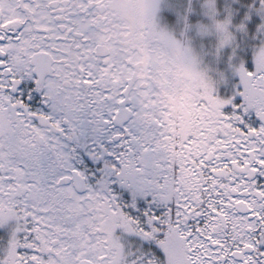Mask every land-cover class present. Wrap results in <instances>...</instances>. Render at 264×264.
<instances>
[{
  "label": "snow or ice",
  "instance_id": "1",
  "mask_svg": "<svg viewBox=\"0 0 264 264\" xmlns=\"http://www.w3.org/2000/svg\"><path fill=\"white\" fill-rule=\"evenodd\" d=\"M235 73L178 130L103 0H0V264H264V70Z\"/></svg>",
  "mask_w": 264,
  "mask_h": 264
},
{
  "label": "clouds",
  "instance_id": "2",
  "mask_svg": "<svg viewBox=\"0 0 264 264\" xmlns=\"http://www.w3.org/2000/svg\"><path fill=\"white\" fill-rule=\"evenodd\" d=\"M195 2L208 18L206 23L190 21L189 16L195 11L194 0H186L182 8L178 6L179 0H103L106 13L122 26L137 75L150 80L157 104L168 109L178 130L185 131L194 128L201 100L216 94L225 82V71L218 67L223 50L237 45L232 10L226 8L221 18L217 0ZM163 8L175 12L174 24L161 15ZM255 10L261 15V23L251 36L253 40L259 39L251 45L252 57L257 70H264V6ZM249 15L246 13L245 17ZM239 30L248 35L246 25ZM197 36L201 38L199 44ZM205 37H214L207 47ZM241 59L233 53L229 55L232 72L240 67Z\"/></svg>",
  "mask_w": 264,
  "mask_h": 264
},
{
  "label": "rangeland",
  "instance_id": "3",
  "mask_svg": "<svg viewBox=\"0 0 264 264\" xmlns=\"http://www.w3.org/2000/svg\"><path fill=\"white\" fill-rule=\"evenodd\" d=\"M245 1H249V3H251V4L248 5V9H249V10H248L247 13H250V15H249L248 19H246V23L251 22V21H254V20H253L252 10H253V7H254V3H255V1H254V3H252L253 0H251V2H250V0H217V8H218V10H219L220 17L222 18V17L226 14V12H225V9H226V8H230V9L232 10V12H233L234 19H237L238 21H240L241 18H242V21H244V20H245V19H243V16H244V15H242L241 10L239 9V7L243 6V2L245 3ZM184 3H186V0H179V4H178V6H180V7L182 8ZM194 8H195V11H193V12L190 14V16H189L190 21H191L192 23H195V22H197V21H203V22L206 23L208 18L202 15L201 10H200V5H199L198 3H196L195 0H194ZM162 12H170L171 14H174V17H175V18H173V19H175V22H176V14H175V12H174L173 10H171V9H169V8H163V9H162ZM162 12H161V15H162ZM254 15H255V18L259 21L258 24H260V23H261V15L258 14V13L256 12V10L254 11ZM244 18H245V16H244ZM232 19H233V16H232ZM258 24H257V25H258ZM235 25H237V24H234V23H233V27H234ZM257 25H256L253 29H251V28H247V30H250V31H251V34H253V33H255V32L257 31ZM234 28L236 29V31H237L238 33H241V34H243V36H245L244 33L241 32L238 28H236V27H234ZM248 34H249V33H248ZM200 40H201V38H200L199 36H197V37H196V43L199 44V43H200ZM209 40H214V37H205V38H203V41H204V44H205L206 47L208 46V42H209ZM258 40H259V39L254 40L253 42L251 41V42H250L251 44H250V45H246L245 49H246L247 51L249 50V52L251 53V52H252V47H251V45L254 44L255 42L257 43ZM241 46L244 47V45H242V44H241ZM226 47H227V46H226ZM226 47H225V50H226L228 53L231 54V53H232V48H231V47L226 48ZM223 51H224V50H223ZM237 51H239V48H237ZM251 54H252V53H251ZM228 57H229V55L227 56V60H226V59H225V58H226L225 55L222 54V56H221V57L219 58V60H218V67H220L221 69H225V70H227V71H230V73H232V70L229 68V65H228ZM209 59H212V57H209ZM250 60H253V57H251ZM221 66H223V67H221ZM232 74H233V73H232ZM232 74L229 76V75L225 72L226 79H231V78H232ZM235 74H236V73H235ZM236 75H237V74H236ZM224 85H225V87L222 88L223 91H225V89H226L229 85H233V82H224V83L220 86V88H221L222 86H224Z\"/></svg>",
  "mask_w": 264,
  "mask_h": 264
},
{
  "label": "trees",
  "instance_id": "4",
  "mask_svg": "<svg viewBox=\"0 0 264 264\" xmlns=\"http://www.w3.org/2000/svg\"><path fill=\"white\" fill-rule=\"evenodd\" d=\"M239 9H240V7H239ZM162 16L166 19V21L169 23V24H174V19H173V16H174V14H171L170 12H163L162 13ZM234 16V15H233ZM236 21V20H235ZM234 21V19L232 20V22H235ZM233 31H235L236 32V39H237V45H239V47H241L240 49H241V52H240V54H242V57L244 56V59L246 60V65L247 66H250L251 67V65H250V63H251V60H250V58H251V53L249 52V50L247 51L246 49H245V47H246V45H250L251 43V41L253 42L254 40L253 39H251V34L249 33V32H247V33H249L247 36H242L241 34H239L237 31H236V29L234 30L233 29ZM243 37V38H241V37ZM256 43V42H255ZM241 44L242 45H244V47L243 46H241ZM246 44V45H245ZM238 47V48H239Z\"/></svg>",
  "mask_w": 264,
  "mask_h": 264
},
{
  "label": "flooded vegetation",
  "instance_id": "5",
  "mask_svg": "<svg viewBox=\"0 0 264 264\" xmlns=\"http://www.w3.org/2000/svg\"><path fill=\"white\" fill-rule=\"evenodd\" d=\"M254 1H255L256 7L257 8L260 7V0H253L252 3H254ZM250 2H251V0H250ZM249 4H251V3H249ZM243 18H244V16H243ZM238 80H239V77L236 74L231 79H225V82H233V85H231L230 88H226V90H230V89L232 90L234 87H239ZM224 87H225V85L222 86L221 88L219 87L217 93L218 94L224 93L225 91L222 90V88H224Z\"/></svg>",
  "mask_w": 264,
  "mask_h": 264
}]
</instances>
